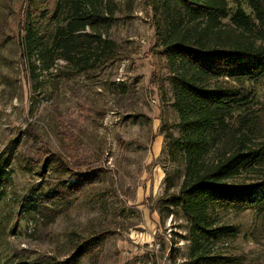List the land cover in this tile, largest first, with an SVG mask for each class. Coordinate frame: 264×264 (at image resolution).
<instances>
[{
  "label": "rangeland",
  "instance_id": "1",
  "mask_svg": "<svg viewBox=\"0 0 264 264\" xmlns=\"http://www.w3.org/2000/svg\"><path fill=\"white\" fill-rule=\"evenodd\" d=\"M43 2L0 0V264H64L78 246L96 239L100 244L81 261L67 264H189L191 225L172 204L186 170L176 144L180 120L171 84L164 82L168 70L148 1L118 0L116 21L103 33L120 55L72 80L73 66L65 61L47 72L24 54L21 8ZM231 16L224 23L231 24ZM255 90L248 121L237 114L230 124L260 146L264 84ZM219 150L212 147L208 160ZM85 172L99 175V183L54 224L23 215L22 204L36 188L48 194L55 180L73 181ZM262 179L264 163L237 178ZM210 219L227 230L208 257L223 258L219 264H264V207L216 208Z\"/></svg>",
  "mask_w": 264,
  "mask_h": 264
},
{
  "label": "trees",
  "instance_id": "2",
  "mask_svg": "<svg viewBox=\"0 0 264 264\" xmlns=\"http://www.w3.org/2000/svg\"><path fill=\"white\" fill-rule=\"evenodd\" d=\"M147 1L160 44L158 54L168 70L164 82L171 84L172 107L180 120L175 126L180 133L176 144L186 163L183 184L172 204L182 208L191 225L189 264H219L223 258L207 255L227 229L215 227L210 211L264 207V179L237 180L244 171L259 170L264 145L246 140L241 128L230 124L237 114L241 123L248 121L256 103L255 88L264 84V0H233L237 3L233 10L229 0ZM43 4L21 8L23 50L30 61L38 59L48 72L63 60L73 66L67 74L72 80L117 60L120 46L104 36L103 28L115 23L118 0H44ZM230 16L231 24L224 23ZM212 147L221 153L211 162L207 157ZM73 177V181L55 180L48 194L42 192L43 186L36 188L22 204L23 215L35 213L50 226L100 181L95 172ZM99 244L96 239L78 246L70 259L81 261Z\"/></svg>",
  "mask_w": 264,
  "mask_h": 264
}]
</instances>
